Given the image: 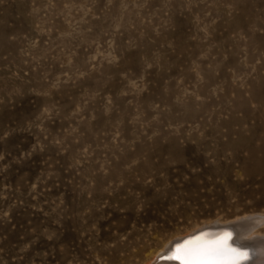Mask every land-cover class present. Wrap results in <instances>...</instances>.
<instances>
[{
  "label": "rangeland",
  "instance_id": "1",
  "mask_svg": "<svg viewBox=\"0 0 264 264\" xmlns=\"http://www.w3.org/2000/svg\"><path fill=\"white\" fill-rule=\"evenodd\" d=\"M258 217L264 0H0V264H148Z\"/></svg>",
  "mask_w": 264,
  "mask_h": 264
},
{
  "label": "bare ground",
  "instance_id": "2",
  "mask_svg": "<svg viewBox=\"0 0 264 264\" xmlns=\"http://www.w3.org/2000/svg\"><path fill=\"white\" fill-rule=\"evenodd\" d=\"M255 219V218H254ZM264 224V218L258 217L254 221L243 220L232 224H208L188 231L180 236L172 238L157 256L148 264L156 262V264H182L181 260L175 261L172 259L176 255L177 248L184 247H215L217 241H224L226 239V248L234 249L237 252L246 254V259H243L239 264H246L252 257V251L257 253L256 264H264V237L253 234L257 226ZM257 227L256 229H254ZM254 229V230H253ZM261 231V230H260ZM258 233V230H257ZM191 241V243H187ZM252 250V251H251ZM163 255L160 262L156 259ZM249 258V259H248ZM228 257H214L209 256L204 258L200 264H227Z\"/></svg>",
  "mask_w": 264,
  "mask_h": 264
},
{
  "label": "snow or ice",
  "instance_id": "3",
  "mask_svg": "<svg viewBox=\"0 0 264 264\" xmlns=\"http://www.w3.org/2000/svg\"><path fill=\"white\" fill-rule=\"evenodd\" d=\"M191 243V241L187 242ZM209 256L224 257L227 256V264H239L243 259H246V254L237 252L234 249L226 248V239L224 241H217L215 247H184L177 248L176 255L173 259L181 260L182 264H200V262Z\"/></svg>",
  "mask_w": 264,
  "mask_h": 264
},
{
  "label": "water",
  "instance_id": "4",
  "mask_svg": "<svg viewBox=\"0 0 264 264\" xmlns=\"http://www.w3.org/2000/svg\"><path fill=\"white\" fill-rule=\"evenodd\" d=\"M172 259H173V258H172ZM173 260L178 261L177 259H173Z\"/></svg>",
  "mask_w": 264,
  "mask_h": 264
}]
</instances>
